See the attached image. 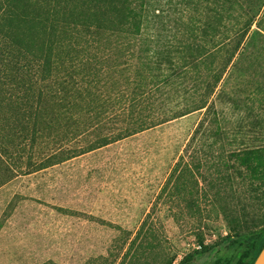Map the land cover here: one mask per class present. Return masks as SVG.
I'll list each match as a JSON object with an SVG mask.
<instances>
[{"label": "trees", "instance_id": "1", "mask_svg": "<svg viewBox=\"0 0 264 264\" xmlns=\"http://www.w3.org/2000/svg\"><path fill=\"white\" fill-rule=\"evenodd\" d=\"M253 20L261 28L264 0H0V146L14 163L0 154L1 192L10 193L22 175L46 171L198 113L181 152H175L161 191L170 183L200 180L216 186L211 190L214 200L223 198L221 186L233 177L236 156L264 152L254 130L259 118L248 131L242 122L228 126L227 104L237 100L228 94L226 80L219 87L235 55L251 47L234 71L245 77L246 88L240 92L245 104L249 105L253 85L257 91L264 88L254 78L259 70L249 62L264 54V33L250 29ZM72 26L87 32L74 80L77 93L81 82L85 84L87 102L78 105V112L87 118L82 123L64 121L59 139L72 140L31 162L28 153L35 145L40 105L56 90ZM56 178L52 174L38 180L41 196L44 188L49 192L48 182L57 184ZM254 183L264 194V170L252 180L248 177L247 193H252ZM21 198L20 192L10 196ZM224 241L235 250L223 264H253L264 245V217L249 221ZM198 253L187 254L181 264H189Z\"/></svg>", "mask_w": 264, "mask_h": 264}, {"label": "rangeland", "instance_id": "2", "mask_svg": "<svg viewBox=\"0 0 264 264\" xmlns=\"http://www.w3.org/2000/svg\"><path fill=\"white\" fill-rule=\"evenodd\" d=\"M255 22L250 29L264 33V20L261 28ZM86 36L85 29L72 26L56 90L40 105L35 145L28 153L31 162L72 140L59 139L64 121L82 123L87 118L78 112V105L87 102L83 101L87 98L85 84L81 82L79 93L74 90L77 69L81 68L79 49ZM259 39L257 36L256 44ZM91 44L87 43L89 51ZM251 49H240L219 87L226 80L228 94L237 100L233 104L230 99L227 104L231 123L227 125L242 122L243 130L248 131L252 121L259 118L254 130L259 132L257 142L264 144V88L257 91L253 85L246 105L240 93L246 88L245 77L234 72L236 62L244 60ZM249 62L259 70L258 77L253 76L264 87V54ZM72 103L73 107L69 105ZM219 103L216 98L217 109ZM199 116L193 113L188 120L182 118L46 171L22 175L8 189L10 193L0 189V264H181L187 254L196 251L199 253L189 264H217L218 258L223 264L235 250L224 237L264 217L262 186L254 183L251 194L245 191L248 177L252 180L264 170V152L236 156V166L230 170L233 177L223 182L221 188L226 194L219 200L212 197L216 186L200 180L170 183L161 191L175 152H181L187 131L190 133ZM0 154L14 164L2 146ZM52 174L58 182H48L49 192L44 188L41 196L37 182ZM14 192L23 198L10 200ZM53 205L78 211L59 212Z\"/></svg>", "mask_w": 264, "mask_h": 264}, {"label": "water", "instance_id": "3", "mask_svg": "<svg viewBox=\"0 0 264 264\" xmlns=\"http://www.w3.org/2000/svg\"><path fill=\"white\" fill-rule=\"evenodd\" d=\"M253 264H264V245H263L262 249L260 250V252L258 253Z\"/></svg>", "mask_w": 264, "mask_h": 264}]
</instances>
